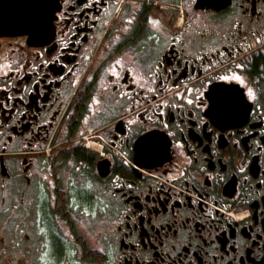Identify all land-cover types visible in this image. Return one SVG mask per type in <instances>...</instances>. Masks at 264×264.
Here are the masks:
<instances>
[{
  "label": "flooded vegetation",
  "instance_id": "flooded-vegetation-1",
  "mask_svg": "<svg viewBox=\"0 0 264 264\" xmlns=\"http://www.w3.org/2000/svg\"><path fill=\"white\" fill-rule=\"evenodd\" d=\"M0 264H264V0H59L42 40L0 34Z\"/></svg>",
  "mask_w": 264,
  "mask_h": 264
},
{
  "label": "water",
  "instance_id": "water-1",
  "mask_svg": "<svg viewBox=\"0 0 264 264\" xmlns=\"http://www.w3.org/2000/svg\"><path fill=\"white\" fill-rule=\"evenodd\" d=\"M58 8L59 0H0V34H22L38 42L53 31ZM99 174L107 172L99 169Z\"/></svg>",
  "mask_w": 264,
  "mask_h": 264
},
{
  "label": "rangeland",
  "instance_id": "rangeland-1",
  "mask_svg": "<svg viewBox=\"0 0 264 264\" xmlns=\"http://www.w3.org/2000/svg\"><path fill=\"white\" fill-rule=\"evenodd\" d=\"M87 146H88V149H90V150H97V148H98V144L96 143V142H89V143H87ZM76 176H77V183H81L82 184V186H84V187H86V185L88 186V184H89V181H87V179H85L86 180V182H83L82 180V178H81V174H79V175H77V174H75ZM79 178H81V179H79ZM70 181V180H69ZM83 187V188H84ZM82 188V189H83ZM94 210V207L93 208H90L89 209V206H86L85 207V211H86V213H89V211L90 212H92V210ZM86 218V217H85ZM83 226H85L86 227V229H82L81 227H80V231L83 233V235L85 236V238H86V240H87V242H88V246H90V247H97L98 245H97V242H98V239L96 240H94V236H95V234H94V231H93V229H91L90 228V226H91V223L89 222V221H83V224H82ZM90 228V229H89Z\"/></svg>",
  "mask_w": 264,
  "mask_h": 264
},
{
  "label": "snow or ice",
  "instance_id": "snow-or-ice-1",
  "mask_svg": "<svg viewBox=\"0 0 264 264\" xmlns=\"http://www.w3.org/2000/svg\"><path fill=\"white\" fill-rule=\"evenodd\" d=\"M237 79H240L239 77H237Z\"/></svg>",
  "mask_w": 264,
  "mask_h": 264
},
{
  "label": "trees",
  "instance_id": "trees-1",
  "mask_svg": "<svg viewBox=\"0 0 264 264\" xmlns=\"http://www.w3.org/2000/svg\"><path fill=\"white\" fill-rule=\"evenodd\" d=\"M70 157H72V155Z\"/></svg>",
  "mask_w": 264,
  "mask_h": 264
}]
</instances>
